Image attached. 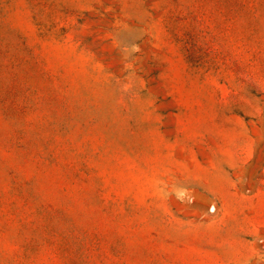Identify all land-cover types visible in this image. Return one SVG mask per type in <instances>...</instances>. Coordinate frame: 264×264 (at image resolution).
<instances>
[{
	"label": "rangeland",
	"instance_id": "obj_1",
	"mask_svg": "<svg viewBox=\"0 0 264 264\" xmlns=\"http://www.w3.org/2000/svg\"><path fill=\"white\" fill-rule=\"evenodd\" d=\"M0 264H264V0H0Z\"/></svg>",
	"mask_w": 264,
	"mask_h": 264
},
{
	"label": "crops",
	"instance_id": "obj_2",
	"mask_svg": "<svg viewBox=\"0 0 264 264\" xmlns=\"http://www.w3.org/2000/svg\"><path fill=\"white\" fill-rule=\"evenodd\" d=\"M179 122L183 125L182 129H179V131L182 132L184 131V123L183 120ZM251 148H252V143H249L247 145V149L251 150ZM224 153L227 155L228 160L226 161L225 166L223 168L224 170L222 176L220 177V183L210 184L208 182H203L202 180L204 179H202L200 176H197V178L196 177L195 178L199 180V184L203 186V188L207 191L208 194H212L220 197H226L232 195L236 196L238 194L235 191L236 186H235L234 178L231 175L230 168H233L237 154L236 151L233 150L232 146L227 147L224 150Z\"/></svg>",
	"mask_w": 264,
	"mask_h": 264
}]
</instances>
